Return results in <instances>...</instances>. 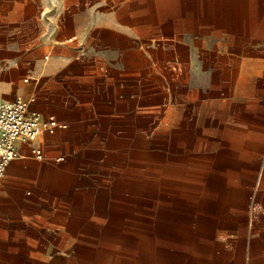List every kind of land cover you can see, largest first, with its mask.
Listing matches in <instances>:
<instances>
[{"label":"rangeland","instance_id":"374dc122","mask_svg":"<svg viewBox=\"0 0 264 264\" xmlns=\"http://www.w3.org/2000/svg\"><path fill=\"white\" fill-rule=\"evenodd\" d=\"M21 5L0 0V45L11 58L45 61L53 46H66L52 37L62 11L39 0L34 17L22 19ZM239 47L167 26L126 51L104 50L105 65L149 72L118 84L113 107L127 115L116 135L92 138L95 149L80 152L74 169L63 162L44 171L39 192L54 200L56 220L54 248L40 250L45 264L256 263L264 250V149L245 150L261 135L264 142V121L254 106L229 104L253 85L239 78L244 63H228L245 58L217 53Z\"/></svg>","mask_w":264,"mask_h":264},{"label":"crops","instance_id":"0c3cea01","mask_svg":"<svg viewBox=\"0 0 264 264\" xmlns=\"http://www.w3.org/2000/svg\"><path fill=\"white\" fill-rule=\"evenodd\" d=\"M19 1L26 10L22 19L33 18L39 0ZM79 2L76 12L72 0H53L51 7L59 8L62 14L51 23L57 25L52 37L66 46H53L45 61L11 58L7 47L0 45V100L33 96L32 109L67 125L55 134L44 133L34 142L17 144L20 158L10 164L0 180V264L47 263L40 250L54 248L56 220L54 200H49L47 192H39L44 179H48L44 171L47 175L50 170L54 173L56 164L63 162L74 169L80 152L95 149L89 147L92 138L103 132L116 135L120 117L127 115H120L113 107L120 96L118 84L140 82L145 73L148 75L141 64L105 65L100 61L104 50L126 51L136 41L167 26H173L175 33L204 35L208 41L238 42L239 48L217 53L245 58L228 63H244L239 78L253 85L238 97H229V104L254 106L256 119L264 121V49L256 50L264 48V0ZM82 11L88 15H80ZM73 37L77 40L68 43ZM120 72L126 75L118 76ZM141 115H145L144 110ZM263 146L261 135L255 139L254 148L245 151L262 152ZM33 147L42 149L45 160L32 156ZM60 156L65 160L56 162ZM255 264H264L263 248Z\"/></svg>","mask_w":264,"mask_h":264},{"label":"built area","instance_id":"2783aa9c","mask_svg":"<svg viewBox=\"0 0 264 264\" xmlns=\"http://www.w3.org/2000/svg\"><path fill=\"white\" fill-rule=\"evenodd\" d=\"M77 40L73 37L68 43ZM35 97L17 98L13 101L0 100V180L5 176L10 164L20 158L18 142L30 143L36 141L44 133L55 134L58 129H66L53 115L44 116L32 109ZM31 154L37 160H45L41 148H31ZM64 157L56 158L63 162Z\"/></svg>","mask_w":264,"mask_h":264}]
</instances>
